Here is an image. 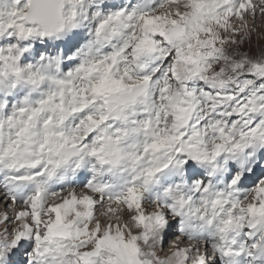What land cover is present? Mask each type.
<instances>
[{"label": "clouds", "instance_id": "clouds-1", "mask_svg": "<svg viewBox=\"0 0 264 264\" xmlns=\"http://www.w3.org/2000/svg\"><path fill=\"white\" fill-rule=\"evenodd\" d=\"M264 0H0V264H264Z\"/></svg>", "mask_w": 264, "mask_h": 264}, {"label": "rangeland", "instance_id": "rangeland-1", "mask_svg": "<svg viewBox=\"0 0 264 264\" xmlns=\"http://www.w3.org/2000/svg\"><path fill=\"white\" fill-rule=\"evenodd\" d=\"M260 43H261L262 45H264V40H261Z\"/></svg>", "mask_w": 264, "mask_h": 264}]
</instances>
